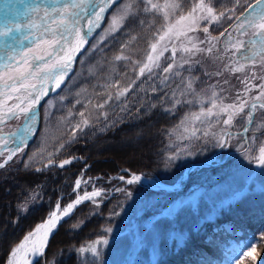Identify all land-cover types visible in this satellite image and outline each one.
Masks as SVG:
<instances>
[{
    "label": "trees",
    "instance_id": "trees-1",
    "mask_svg": "<svg viewBox=\"0 0 264 264\" xmlns=\"http://www.w3.org/2000/svg\"><path fill=\"white\" fill-rule=\"evenodd\" d=\"M251 1L253 0L242 1L236 6L232 0H212V5L217 11H226L236 6L235 15L228 20L229 22L226 20L229 26L246 10ZM152 19V14L138 12L136 16L127 19L108 39H103L102 42L97 38L94 39L91 46L79 58L76 71L63 90V94H68V88L74 85L92 94L91 98L82 97V105L88 104L83 106L86 110L96 103H104L107 99L110 91L104 89L103 85L109 82V78L120 80L121 88L131 85L130 91L119 103L112 100L105 103L110 104L108 107L116 104L117 108L111 109V112L105 109L107 119L101 114H96L97 117L91 120L90 126L75 133V138L65 131L66 129L61 130L50 148L43 146L47 137L45 125L48 127L50 122L46 123L43 129L41 127L42 131L35 142L29 147L27 156L25 155L28 163L23 164L20 157H17L9 166L0 170V264H5L12 247L47 215L58 196L70 191L80 171L84 170L91 176L102 175L108 178L121 173L122 169H129L132 172L156 174L165 182H174L187 165L207 159L217 148V144H211L213 137L200 142L194 140L191 144L194 151L200 144L204 148L195 151L191 156L192 159L184 160L180 156L178 159H169L171 153H174L170 149L171 140L175 135L182 133L181 121L187 113L200 110V105L197 103H183L172 108L171 94L174 91L179 94L184 88L182 81L191 78L200 96L208 97L215 86V91L224 98V102L230 103L233 97L238 92L242 93L244 89L241 83L243 79L238 80V75L245 77L247 73L232 74L225 70L221 75H216L219 70L210 68L211 61L198 57L178 70L180 75L175 76L170 91H166L168 87L164 82L157 78L156 82L152 79L155 77L154 73L139 76V65H136L137 71L131 70L132 61L143 60L148 50L151 34L157 26H148ZM141 20L144 24L140 23ZM156 20L158 24L159 18L157 17ZM125 44L127 47H124ZM121 50L123 54L131 57L129 61H114V57L120 54ZM91 69H93L92 73ZM108 69L111 73H107ZM113 97L116 98V90ZM181 99H193V97L188 95ZM209 106L207 103L206 106L204 105L205 108ZM169 108L172 110H165ZM97 111L101 112L100 109ZM252 136L256 137V145L264 139V137L260 138L255 125L248 131V137ZM61 144H63L62 148ZM139 146L141 151L135 150ZM251 151L254 155L256 148L253 147ZM35 152L41 154L40 159L43 155L47 158L33 162ZM239 156L232 155L223 164L204 167L203 170H209L211 173L219 171L217 177L221 182L243 164L238 162L236 166ZM67 158L74 160L63 168L44 167L49 161H61ZM86 165H89L87 169H85ZM165 167L172 171L170 178L163 176ZM263 172L264 170L257 173L262 184L258 190L251 185L239 199L222 206L215 219L202 223V227H197L195 222L197 217H203L200 210L195 214L191 210L182 208L174 217L162 222L160 228L156 229L161 236L153 229L148 231V233H156L163 249L164 255L157 264H216L213 252L229 234L220 231L215 235L212 231L214 227H219L225 222L231 223L235 229L253 230L259 235L258 255L264 264ZM194 178V174L191 173L184 188H188ZM148 192L160 191L148 189ZM168 194L179 193L168 192ZM129 198L130 195L122 191L100 204L86 203L79 207L74 215L59 227L41 264H109L108 254L114 246L116 248L115 240L119 238L117 233L120 230L118 226L122 212L130 202ZM148 211L146 212L148 216L154 212ZM168 228L183 232L185 235L183 241L180 243L175 239H167ZM152 237L153 234H150L149 238ZM111 238H113L112 243L109 242ZM95 240L108 241L107 245L101 244V257L93 261L82 259L80 247ZM119 241L120 239H117V242Z\"/></svg>",
    "mask_w": 264,
    "mask_h": 264
},
{
    "label": "snow or ice",
    "instance_id": "snow-or-ice-1",
    "mask_svg": "<svg viewBox=\"0 0 264 264\" xmlns=\"http://www.w3.org/2000/svg\"><path fill=\"white\" fill-rule=\"evenodd\" d=\"M19 2L24 4L26 0H19ZM30 2L31 0H29ZM235 2L238 5L240 0H235ZM140 3L143 4L142 8L136 0L121 4L111 15L109 26L101 37L102 42L107 38V35L118 31L127 19L136 16L138 12L152 14L153 19L148 26H157L151 34L148 50L143 60L132 61L131 70L137 71L136 65H139V76H144L146 72L152 73L154 68H160V59L165 52L169 51L171 52L170 59L173 62L169 63L162 71L179 76L180 72H174V68H182L183 64L188 61L184 60L183 63L177 64L175 57L178 51L189 55L204 51L212 53L216 43L219 42V37L211 36L208 26L202 28V31L208 34L207 39L210 46L207 49L200 48L195 43L196 37L191 36L190 33L200 30V25L204 21L211 25L213 23L220 24L222 18L232 19V16L226 15L225 11L217 12L212 5V0H140ZM114 4H116V0H36L35 6L29 7L26 12L19 8L14 9L11 2L5 6L3 17L0 18V42L11 51L6 52L5 56L0 58V124L5 123L8 119L23 115L28 121L25 133L31 134L32 126L36 123L34 110L40 99L47 95L48 88L46 86L51 83L54 88L60 87L71 71L75 55L84 45L88 44V36L100 27L105 13ZM227 13L235 15V8L227 9ZM22 15L29 17L26 23L19 22ZM157 17L159 18L158 24ZM236 19L239 20V23L234 26L230 25L237 33L236 36H233L227 28L220 33V36L227 33L224 40L225 52H232L233 56L238 57L226 65L225 70L235 74L245 72L246 68L254 69L257 65L264 68V0H256V3L250 6L249 13L243 20H240L239 17ZM140 23L144 24V21L141 20ZM25 29L30 31H25ZM239 36L248 37V39H240ZM25 41L30 43L26 46ZM124 47L127 45L125 44ZM130 59L131 57L123 54V50L114 57V61H129ZM221 74L216 73V75ZM254 79L264 80V76L257 77L255 71H252L250 77L246 76L241 80L244 85L243 94L238 93L232 103H224V98L215 91V86L205 99L197 93L191 78L183 80L184 88L179 91V94L175 91L171 94L172 108L183 103H197L200 105V110L185 115L180 127H183L184 132L190 133V135L181 138L195 137L198 130L195 125L208 123L211 126V118L215 117L216 122L222 123L224 128L219 134L206 130L204 135H211L216 140L217 146L226 147L234 135L230 129L233 127L234 121L240 117L243 122V133L236 135H244L245 142L249 145L247 148L241 145L243 154L250 162L264 166V142L256 145L255 136L250 138L246 136L253 125L256 130L264 129V117L260 122L254 119L258 110H264V83L258 86L251 84L250 80ZM134 83L135 81H133ZM103 87L106 90L116 89L117 99L125 96L131 89V85L121 88L119 81L106 83ZM256 87H259L258 95L249 100L247 98L249 93ZM188 95H191L193 99H181ZM111 99L112 95L109 92L104 103L97 104L95 107L103 108L104 104ZM11 100H15L16 103L9 104ZM77 103L80 101L77 100ZM206 103L210 105L207 108L204 107ZM172 108L165 110L171 111ZM71 115L70 112L69 116ZM78 115L81 117V121L74 125L73 138H75V131H82L83 128L90 126V120L85 116L84 111L79 112ZM101 115L107 119V113H101ZM222 117L223 119H221ZM186 125H191V127ZM11 135L16 136L15 133ZM17 142L26 144L27 135L16 136L13 143ZM5 144H7V140L0 136V145ZM60 147L62 148L63 144ZM253 147L256 148L255 155L251 151ZM0 155H3L2 151H0ZM13 155H15V150H9L7 160H11ZM178 158V154L169 157L170 160ZM51 163L52 161H49V164ZM70 163L71 160H64L59 167L63 168L64 165ZM4 166V164H0V168ZM140 180V176L133 175L127 183H138ZM81 182V179L76 180V189L80 188ZM101 194L100 190H94L91 193L85 191L74 202L67 204L63 210L57 203L55 211L49 214L47 220L38 225L34 231L29 232L22 242L11 249V258L8 260V264H32L29 257L43 256L48 237L58 222L63 217L69 216L83 201L90 200L95 203V197H99ZM107 231H111V229H107ZM100 244L107 245L108 241H94L88 246L80 248L79 252H91L94 257L99 258L101 257V252L98 250ZM247 247L248 250L242 253L235 264H244L247 257H251L252 261L257 259L256 245L249 244Z\"/></svg>",
    "mask_w": 264,
    "mask_h": 264
},
{
    "label": "rangeland",
    "instance_id": "rangeland-1",
    "mask_svg": "<svg viewBox=\"0 0 264 264\" xmlns=\"http://www.w3.org/2000/svg\"><path fill=\"white\" fill-rule=\"evenodd\" d=\"M242 1L244 2L248 0H240V2ZM128 2H130V0H124L120 3V5ZM136 2L139 4V6L143 7V4L140 3V0H136ZM232 2L237 6L235 0H232ZM235 7H231V8H235ZM117 9L118 8H115L112 11L111 8V10L109 11V13L105 18L103 25L98 31V32L100 31L102 32L97 36V39L101 40V37L104 35L105 30L109 26L111 15ZM111 11L112 13L110 14ZM225 12L226 15H231L232 17L234 16L231 13H227V10ZM248 13L249 11H246L241 18L244 19V17L248 15ZM226 20L227 19L222 18L220 24L213 23L211 25H208V22L204 21L200 25V30L190 33L191 36L196 37L195 43H197V45L200 48L207 49V47L210 46L207 39L208 34L204 33L202 31V28L208 26L209 33L211 34V36L219 37V42L216 43L212 53H208L207 51H204V52L195 53L194 55H189L178 51L175 57L177 64L183 63L184 60H187L188 63H184L183 64L184 67L185 65L192 63V60L201 57L204 58L205 60L209 59L210 61H213L214 64L212 65V67L215 70L217 71L219 70L220 73L224 72L226 65H229L232 60L238 59V57L233 56L232 52L226 53L224 49V40L227 37V33H225L224 36H220V33L223 32L225 28H227L229 32H232L233 36L237 35V33L233 31V27H230L226 24ZM237 23H239V20L235 21L231 26H234ZM116 32L107 35L106 39H108L110 35ZM239 38L245 40L248 39V37H244V36H239ZM29 43L30 42L28 41L25 43V45L27 46ZM90 46L91 44H89V46L86 49H88ZM170 57H171V52L170 51L165 52L164 56L159 61L160 68H154L152 72L155 74V77L152 78L155 82L157 81L156 80L157 78L158 80L164 82L167 85L168 88L166 91L171 90L170 88L173 87L174 78H175V75L171 73H164L162 71V69L167 67L169 63L173 62L170 59ZM182 68L177 67L174 68L173 71L175 72L181 70ZM92 71L93 69L90 70L91 73ZM252 71H255L257 77L264 76V68H261V66L259 65L255 66L254 69L246 68L245 72L243 73H247L246 76L250 77ZM107 73H111V70L108 69ZM146 74L149 73L146 72L145 75ZM165 77H167V79H165ZM245 77H242V75L240 76L238 75L237 78L238 80H241V78L244 79ZM108 81L115 82L117 80H113L112 78V79H108ZM118 81L120 82V80ZM162 82L161 84H164ZM250 83L256 84L258 86L259 84L264 83V80L254 79V80H250ZM156 86H153V88H155ZM242 88L244 87L242 86ZM115 90L116 89H108L107 91H110L112 95L111 100L113 102L116 101L119 103L122 99L125 98L126 95L120 97L119 99L114 98L113 94ZM238 93L243 94V92L242 93L238 92ZM258 93H259V87H256L252 90L251 93H249L247 98L251 100V97L258 95ZM66 94H63L62 91V93L57 98H49L45 102L46 104L42 110L43 111L42 129L44 124L49 122L50 123L48 127L45 125V130H47L45 134H47V137L46 140L44 141L45 144L43 143L44 147H48V148L52 147L54 141L57 139V136L59 135L61 130L66 129L65 131H68V133L72 134L74 131V125L80 123L81 121V117L78 115L79 112L84 111L85 116L91 122L93 118L97 117L96 114L106 113L105 109H107L108 111H110L111 109L114 110L117 109L116 104L115 105L112 104L110 107H108L110 105L109 103L104 104L103 108H96L95 105L98 104L96 103L92 105L90 109H86V110L83 109V106L85 107L88 104L82 105V101H83L82 97L85 96L91 98L92 94L87 93L86 91L83 90V88H80L79 86L78 87L74 85L70 86L68 88V94L67 95ZM236 95L233 97L234 99ZM201 96L204 97L205 99L207 98L203 95ZM77 100H79L80 103H77ZM13 103H16V101L15 100L9 101V104H13ZM97 109H100L101 112L97 111ZM70 112L72 113L71 116H69ZM262 117H264V110H258L255 114V120L257 122H260ZM24 119H25L24 116L20 115L18 118H12L6 120L5 123L0 124V133L10 132L9 130L16 131L19 128V126L22 124ZM221 119H223V117ZM242 123L243 122L241 118L238 117L236 121H234L233 127L230 129V131L234 134L230 144L226 147L217 146V148H215L214 152L210 156V159L213 162H218L221 161L224 157H226L227 152L229 151L232 152L230 156L233 155L237 157L238 155H240L237 158L236 166L238 165V162L239 163L241 162L243 164L239 165L237 169H234L233 173L227 175L226 179H224L221 182L217 177L219 175L218 174L219 171L215 173L214 172L211 173L209 170L204 171L203 170L204 166L197 167L192 171L195 178L194 181L190 184V186L188 188L182 187L181 189H179L180 190L178 191L179 194L170 195L166 191L150 193L148 192L149 188H147L145 184L141 182L129 184L127 183L128 180L126 178L111 179L102 175L99 176V178L88 177L85 171L83 170L80 171L75 177L73 182L72 194L67 195L64 198L66 203L65 205H63V207H65L68 203L74 201V199L78 198V196H82L85 193V191L91 193L94 190H100L102 194L99 197H95V203H101L103 199H107L109 196L115 193H119L121 192V190H124L126 194L130 195L129 201L131 203L128 202L126 204L124 211L122 212V219L120 225L118 226L120 230H118L117 233L119 235V238L117 239H120V241L117 242L116 239L115 240L117 245L116 248L114 246L112 250L109 251L108 254L110 258L109 264H157V262L162 257V247L160 246L158 236H156V233L160 235V232H156V229L160 228L162 222L174 217L179 209L186 208L188 210L193 211L195 214H198V210H200V212L203 214V217L202 218L197 217L196 220L195 219L194 220L196 222L197 227H202L201 226L202 223H205L208 220L215 219L222 206H225L230 202H234L237 199H239L244 193L247 192V190L251 185H253L254 188L257 190L262 186V184H260L259 175H257V173L262 172L264 170V166H260L255 162H250L249 159L243 157L244 155L242 154L243 151L241 149V145L245 146L246 142L245 139L242 138V135H236L237 133H240ZM186 126L191 127V125H186ZM195 127L198 129L196 132V136L190 139L181 138L190 135V133H185L184 128L181 127L182 133L175 135L174 139L171 140L170 149L174 151V153H171V155L178 154L184 160L192 159L191 156L195 153V151H200L202 148H204L200 144L194 151V147L191 146L192 142L194 140L199 142L206 141L207 138H212L211 135L205 136L204 132L207 130L210 133L216 132L217 134H219L221 129L224 128V125L222 123H217L216 118L213 117L211 118V126H209L208 123H204V124L197 123ZM77 132L78 131H75V133ZM257 132L260 138L262 139L264 137V133H263L264 129L257 130ZM184 133L186 135H184ZM214 140L215 139L213 138L211 144H216V140L215 141ZM261 142H264V139ZM135 150L141 151V147L140 146L136 147ZM2 152L3 155H0V161L3 158H5L8 152V147L6 146V148H3ZM40 155H41L40 153L35 152L32 158L34 159L33 162L43 161L45 160V158H47L46 156L43 155L40 159L39 157ZM22 156L23 155H21L20 160L23 161V164H27L28 163V159L26 157L27 155L23 158ZM64 160H71L72 162L74 158H67L61 161H52L51 164L47 162L44 164V167L45 168L56 167V166L59 167V165ZM171 172L172 171L169 168L165 167L163 171V176L166 178H170L169 176L171 175ZM262 174H264V172ZM77 179H81L82 181L79 189H76L75 187V182ZM148 210L154 212L148 216L146 213L149 212ZM152 229L156 233L155 232L148 233V231ZM220 231L226 232L227 235L228 234L229 235L226 236L227 239L225 241L221 242L218 245L217 250L213 252V254L215 253L216 264H235V261L237 259H240L242 253L248 250L247 246L249 244L256 245L257 259L255 261H252L251 257H247L244 260V264H263V260L258 255L259 235L258 234L256 235V233H254L253 230L235 229L232 227V224L226 222L223 225H221L220 228L216 227L215 229H213L212 233L217 235V233ZM150 234H153L152 239L149 238ZM24 237L22 239H24ZM184 237L185 235L181 231H172L169 228L167 230V235H166L167 239H175V241L177 240L181 243ZM93 242L94 241H92V243ZM109 242L112 243L113 238H111ZM100 246L101 245H98V249L100 248ZM90 256L92 255H89V257ZM10 258L11 257L9 254L6 264H8V260ZM89 260L92 259L90 258Z\"/></svg>",
    "mask_w": 264,
    "mask_h": 264
},
{
    "label": "bare ground",
    "instance_id": "bare-ground-1",
    "mask_svg": "<svg viewBox=\"0 0 264 264\" xmlns=\"http://www.w3.org/2000/svg\"><path fill=\"white\" fill-rule=\"evenodd\" d=\"M119 4H120V2L118 3V5H113V6H112V11H113L115 8H119ZM113 7H114V8H113ZM112 11L110 12V14L112 13ZM25 12H26V11H25ZM106 13H107V12H106ZM106 13H105V14H106ZM3 14H4V13H1V12H0V18L3 17ZM28 19H29V17H28L27 15H22V16L19 18V22H20V23H26ZM37 19H38V18H37ZM84 30H85V32L87 31L86 27H85ZM25 31H30V30L25 29ZM101 32H102V31L98 32V33L95 35V37L93 38V40L96 39L97 36H98ZM93 40L91 41V43L93 42ZM26 42H28V41H25V43H26ZM91 43H90V44H91ZM86 50H87V49H86ZM86 50H85V51H86ZM10 51H11L10 49H6V48H5V45H4L2 42H0V58H1L2 56H5L6 52H10ZM85 51H84V52H85ZM84 52H83V53H84ZM82 55H83V54H81V56H82ZM81 56H80V57H81ZM80 57H79V58H80ZM213 64H214V62L211 61L210 68H212V69H214V68L212 67ZM105 76H106V75H105ZM67 84H68V83H67ZM67 84H66V85H67ZM53 88H54V87H53ZM48 99H49V98H48ZM45 102H46V101H45ZM45 102H44V104L42 105V107L45 106V104H46ZM36 107H37V106H36ZM34 111H35V110H34ZM30 115H31V114H30ZM27 124H28V122H27ZM15 134H16V133H15ZM18 134H19V135H25V134L28 135L27 133H25V129L22 130V131H21L20 133H18ZM18 134H16V136H19ZM16 136H12V137H8V138H7V137H4V138L7 140V144H5V145H8V146H10V147L12 146V148H16V146H15L16 143H13V140L16 139ZM20 145H22V144H19V147H20ZM1 146H3V145H0V147H1ZM132 176H133V175H132ZM132 176H130L129 179H131ZM129 179H127V180H129ZM140 182H142V183H144V184L146 183V184H149V185L157 186L158 183H159V180H158L157 178H155V177L150 176V177L147 178L146 182H145V180H143L142 178H141ZM72 185H73V184H72ZM76 199H77V198H76ZM76 199H74V201H75ZM74 201H72V202H74ZM72 202H71V203H72ZM68 204H69V203H68ZM66 206H67V205H66ZM66 206H65V207H66ZM65 207H61V210H63ZM76 207H77V206H76ZM55 208H56V207H55ZM55 208H54L51 212L55 211ZM51 212H50V213H51ZM48 216H49V215H48ZM48 216H47V218H48ZM47 218H45L44 220H42L41 222H39L38 225H40L41 223L45 222V221L47 220ZM63 219H64V217H63L61 220H63ZM61 220H60V221H61ZM60 221H59V222H60ZM59 222H58V224H59ZM58 224H57V226H58ZM38 225H37V226H38ZM37 226H36V227H37ZM57 226H56V228H57ZM36 227H35V228H36ZM35 228H34V229H35ZM56 228H55V229H56ZM34 229H33L32 231H34ZM55 229H54V230L51 232V234L49 235V237H48V242H49V240H50L51 235L54 233ZM32 231H31V232H32ZM22 241H23V239H22ZM22 241H21V242H22ZM48 242H47V246H48ZM46 249H47V247H46ZM46 249H45V250H46ZM41 257H42V256L29 257V258L32 260V264H37V262L39 261V259H41Z\"/></svg>",
    "mask_w": 264,
    "mask_h": 264
},
{
    "label": "water",
    "instance_id": "water-1",
    "mask_svg": "<svg viewBox=\"0 0 264 264\" xmlns=\"http://www.w3.org/2000/svg\"><path fill=\"white\" fill-rule=\"evenodd\" d=\"M89 40H90V36H88V42H89ZM78 54H79V53H78ZM78 54L75 56V58L78 56ZM50 93H52V84H51V83H49V85H48V92H47V95H49ZM47 95H45V96H43V97L41 98V100H40V102H39L37 108L39 107V105L42 103V101L44 100V98H45ZM23 125H24V124H23ZM201 164L212 165L209 161H204V162H202ZM197 165H198L197 163H193V164H191V165L189 166V168L187 169V172H186V174H185V175H186V178H188L190 171H191L193 168H195ZM143 178H144L145 180H147L146 177L143 176ZM151 187H152V188H155V189H156V188H161V189H166V190H174V189L179 188L180 185H179L178 183H176V184H164V183H161L159 186H154V185H152ZM83 202H84V201H83Z\"/></svg>",
    "mask_w": 264,
    "mask_h": 264
}]
</instances>
